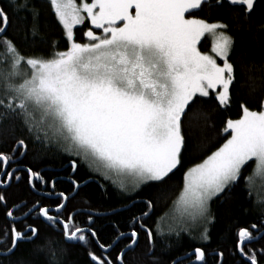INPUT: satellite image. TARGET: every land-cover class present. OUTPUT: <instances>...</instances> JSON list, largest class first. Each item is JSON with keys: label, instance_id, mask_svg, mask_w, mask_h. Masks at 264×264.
<instances>
[{"label": "snow or ice", "instance_id": "snow-or-ice-1", "mask_svg": "<svg viewBox=\"0 0 264 264\" xmlns=\"http://www.w3.org/2000/svg\"><path fill=\"white\" fill-rule=\"evenodd\" d=\"M205 10L208 16L197 15ZM54 27L61 29L62 49L60 40L49 38ZM245 37L264 53V0H0V145L11 143L9 151L0 150V264H74L67 244L99 247L100 255L88 250L89 264H126L138 246L137 225L152 264H229L230 258L264 264V88L252 89L256 107L242 101L238 118L223 122V143L183 172L174 225L166 232L158 224L154 233L143 222L154 208L149 199L147 211L131 218L129 232L115 226L110 242L102 243L97 219L121 208L102 211L89 192L96 183L102 199H132L133 205L144 186L165 195L185 166L190 140L209 126L205 106L214 101L230 110L243 87L238 69L256 65ZM206 38L210 52L201 50ZM30 154L68 157L70 187L57 191L56 179L26 166ZM80 161L87 166L84 177L77 176ZM247 167L251 173L244 175ZM22 180L33 193L44 185L42 199L54 205L10 203L8 189ZM241 182L251 209L233 207ZM77 198L82 207L69 210ZM251 212L253 220L233 231L239 216ZM33 217L51 231L42 235L27 222ZM221 223L226 227L209 253ZM184 236L196 242L191 252L155 257L157 244L170 251ZM37 241L33 259H12L22 243ZM121 245L114 262L110 252Z\"/></svg>", "mask_w": 264, "mask_h": 264}, {"label": "trees", "instance_id": "trees-1", "mask_svg": "<svg viewBox=\"0 0 264 264\" xmlns=\"http://www.w3.org/2000/svg\"><path fill=\"white\" fill-rule=\"evenodd\" d=\"M197 15L201 18L208 16L207 10L204 12H198ZM212 19H218L217 14H212ZM51 21V17L47 18ZM14 26L15 22H14ZM52 34L50 35V39L52 40H60L61 29L54 27L51 30ZM77 35H80V32L77 30ZM245 42L250 52V59H254L256 61V65L249 69L248 65H245L243 73L238 69L237 75L240 80V83L243 87L237 92L233 94V103L230 110H220L216 107L215 102L212 101L208 103L205 107L209 111L210 122L209 126L204 129L203 132L197 131L195 137L190 140L188 152L185 154V166L180 171L176 172L172 179L168 181L165 186L166 194L161 196L158 195L159 189L153 186H144L140 191L139 195H135L133 199L136 201V204L133 205L132 199L121 201L119 198L113 196L111 199H102L101 194L97 188V184L93 183L89 187V192L91 193V202L94 206H98L100 210L106 211L110 206L121 208V212L119 215H113L108 217H101L97 219V230L100 237V241L102 243L108 244L113 237L116 227L119 226L120 231L129 232L131 228L129 227L130 220L133 216H139L142 211H147L145 207V203L147 200L151 199L154 202V208L151 210L148 217L144 219V223L148 228H151L155 233L157 230V225L161 228L162 219H164L171 211L173 206V201L179 195V191L182 188V180H183V172L187 167L192 166L195 163L200 162L204 156L210 154L214 151L221 143H223V134L221 133V128L223 126V122L228 119H236L239 115L238 105L240 102H249L250 107H256L255 103H252L253 93L252 89L255 88L257 92H259L262 88H264V67H262V62H264V53L259 51L256 48V45L247 37H245ZM239 44V39L237 40ZM60 47L63 48V41L60 40ZM211 41L210 39H205L202 41L201 50L210 52ZM251 77V79H249ZM11 147L10 142H5L3 145H0V150L9 151ZM69 158L63 155L55 156L54 158H47L43 160L34 159L33 155L30 154L28 159L24 161V163L28 166H33L34 168L39 167H62L63 165H69ZM79 171L77 173L78 177H84L87 170V166L83 161L79 163ZM251 167H247L244 175H248L251 173ZM95 180L99 183H103L108 185V181H104L103 178L97 176L95 173L91 174ZM243 182H241L240 187L235 189L234 197L236 198V202L233 205L234 208L243 205L245 208L251 209V203L246 201V193L242 191ZM111 190V189H110ZM8 195L10 197V203L12 201H16L19 199H27L32 202L35 200V195L31 192L26 185V182H20L19 184H14L10 189H8ZM127 204L128 208H123V204ZM74 205H79L82 207L79 198L74 200ZM215 207V205H213ZM255 216V212H251L248 216H239L238 223L235 225V228L240 226H246L248 222H251ZM4 221V213L0 214V224ZM28 221H33L32 219ZM34 223L35 222H31ZM42 232V235L46 232L51 231L48 226L43 223L37 224ZM226 224L221 223L218 224L213 229V240L208 246V251L211 253L212 249L217 247L219 243V237L222 235ZM165 231V229H161ZM137 231L139 232V241L138 246L134 251H129L126 255V264H152L153 255L148 254V241L145 233L141 231L139 226L137 225ZM41 241H37L36 244L30 243H22L20 245V251L16 253V256L12 259L22 258L24 260H31L33 257L30 255L33 252V249L36 245H39ZM195 241H191L187 236H184L180 245L176 246L172 250H165L162 245L157 244L155 249V257L157 259L168 260L169 255L173 258L176 256H183L186 252H191ZM68 248L69 255L68 259L73 261L74 264H89V256L87 254L88 250H92L96 252L97 255H100V249L95 244L91 246V248H86L82 245H77L73 247L71 244L63 245ZM117 247L115 250L110 252V259L115 262L116 256L121 251V248ZM40 260L43 257H39ZM236 261H239V257H236ZM3 264H7V260L3 261ZM229 264H233L232 259H229Z\"/></svg>", "mask_w": 264, "mask_h": 264}, {"label": "flooded vegetation", "instance_id": "flooded-vegetation-1", "mask_svg": "<svg viewBox=\"0 0 264 264\" xmlns=\"http://www.w3.org/2000/svg\"><path fill=\"white\" fill-rule=\"evenodd\" d=\"M13 166L15 167V165H13ZM26 166H28V165H26ZM34 170H43L42 174L44 175L46 180L51 181L52 179H56L58 181L57 182V191L64 190V189L70 187V185L67 183V179H66L71 174L70 167H67L65 165H63L62 167L47 166V167L34 168ZM20 182L22 183L23 180L20 181ZM20 182H13L12 186L14 184L17 185ZM37 187H38V191L36 193H34V195L36 197L34 201L41 200V202L43 204H47V205H50V206L54 205V201L53 200H50L48 198H43L42 199V194H43L45 186L44 185H38ZM34 201H32V202H34ZM73 202H74V200L71 201V203L68 205L69 210H79L81 207L79 205H74ZM1 213H4L2 208H0V214ZM31 219L35 222V225H37L38 222H39V223H43V224H45L47 226L46 222H42L41 219H36L35 217L30 218V220ZM85 219H86V216H84V215H81V216L78 217L79 221H84ZM33 221H27V222L31 223ZM32 224H34V223H32ZM141 231H143V230L141 229ZM100 252H101V250H100Z\"/></svg>", "mask_w": 264, "mask_h": 264}, {"label": "rangeland", "instance_id": "rangeland-1", "mask_svg": "<svg viewBox=\"0 0 264 264\" xmlns=\"http://www.w3.org/2000/svg\"><path fill=\"white\" fill-rule=\"evenodd\" d=\"M173 215H174V212H173V206H172L170 213L164 219H162L160 229H165L167 231L170 225H174Z\"/></svg>", "mask_w": 264, "mask_h": 264}]
</instances>
